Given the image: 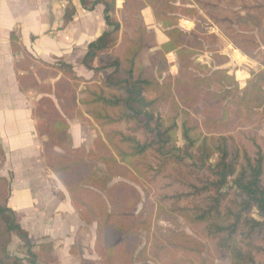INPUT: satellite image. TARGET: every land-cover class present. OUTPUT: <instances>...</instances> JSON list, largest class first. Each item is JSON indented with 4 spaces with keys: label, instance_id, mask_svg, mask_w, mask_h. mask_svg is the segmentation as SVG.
Instances as JSON below:
<instances>
[{
    "label": "trees",
    "instance_id": "1",
    "mask_svg": "<svg viewBox=\"0 0 264 264\" xmlns=\"http://www.w3.org/2000/svg\"><path fill=\"white\" fill-rule=\"evenodd\" d=\"M81 2L88 9L104 5L106 29L78 58L91 78L63 59L36 60L15 32L11 42L23 54L16 69L29 71L18 74L21 89L42 93L32 110L45 164L82 223H95L101 264H207L202 240L212 251L226 250L231 264H264V137L254 132L264 119V71L240 90L229 70L196 57L205 49L197 24L192 30L179 25L182 18L206 16L237 48L264 61L255 21L234 11L245 6L262 19L264 0H126L123 8L117 0ZM146 7L167 43L159 44L146 24ZM73 13L71 6L67 19ZM167 50L176 51V75ZM59 73L54 83L45 82ZM69 120L96 132L88 149L73 146ZM195 154L211 162L199 164ZM4 158L0 144V163ZM9 200L10 181L0 176V264L57 263L53 242L31 237ZM158 215L181 218L194 235L155 232ZM139 230L145 241L132 235ZM13 236L25 256L10 253ZM82 250L77 235L70 253Z\"/></svg>",
    "mask_w": 264,
    "mask_h": 264
},
{
    "label": "crops",
    "instance_id": "2",
    "mask_svg": "<svg viewBox=\"0 0 264 264\" xmlns=\"http://www.w3.org/2000/svg\"><path fill=\"white\" fill-rule=\"evenodd\" d=\"M125 4L126 0H117L118 8H123ZM71 6L74 13L71 19H67V10ZM103 10V4L88 9L82 5L81 0H0V144L5 152L4 162L0 163V176L10 181L9 205L17 220L34 239L44 238L53 242L58 262L60 245V249H67L73 255L70 249L83 223L62 183L63 199L55 203L53 197L36 194L31 187L35 182L32 177L39 166L36 162L52 172L42 156L44 137L37 134L38 122L32 110L42 93L34 88L26 91L21 89L18 74L29 71L16 69V62L23 58V54L13 51L12 34L15 32L18 35L20 42L36 60L54 64L57 59H63L74 66L79 76L89 79L93 72L79 64L78 58L86 53L88 44L106 29ZM142 15L150 30L155 33L154 28L161 30L150 7L144 8ZM187 22L180 20L179 25L185 30H191L184 24ZM161 33L164 35L162 38L156 33L157 41L164 44L169 39L163 31ZM170 52L173 54L174 51ZM50 70L46 68V71ZM60 76L61 73L47 78L45 82L54 83ZM71 121L69 131L75 147L76 138L71 130ZM18 185L25 186V190L18 192L22 196H15V187ZM43 201L48 206L49 203L56 205L53 214L36 212V206H41ZM37 229L41 233L33 235L32 230L37 232ZM19 243V239L13 236L10 245L15 247ZM9 251L13 252L10 247ZM19 256L24 255L19 253Z\"/></svg>",
    "mask_w": 264,
    "mask_h": 264
},
{
    "label": "rangeland",
    "instance_id": "3",
    "mask_svg": "<svg viewBox=\"0 0 264 264\" xmlns=\"http://www.w3.org/2000/svg\"><path fill=\"white\" fill-rule=\"evenodd\" d=\"M236 16L241 15L243 21L249 23L255 21L256 27L254 26V32L257 36V39L260 43V51L264 52V17L259 19L253 11L246 8L245 6L237 7L234 9ZM182 20H187V23H184L186 26L188 25L191 30L196 27L199 32H202L204 42H205V49L199 51L196 55L198 60L202 63H207L213 67H219L229 70V73L234 75L239 83L240 90H243L246 85L247 81L252 77L253 73H257L259 71H264V61L260 59V55L256 53H248L239 48H237L232 41L224 35L216 26L215 22L204 16L202 19H189V18H182ZM191 22V23H189ZM181 23V22H180ZM156 30V33L164 36L161 32L162 30ZM167 43V42H166ZM165 44V43H164ZM153 50H149L147 55L152 53ZM169 61L171 62V72L176 75L178 72V62H177V55L176 51L173 54L170 51H166ZM110 70H105L103 72V77L109 72ZM195 119H199L200 116L198 113L193 114ZM197 121V120H195ZM72 124L71 130L73 131V135L76 138L74 143L75 147L81 148H89L91 145L96 132L91 130L87 125L78 120H72L70 122ZM254 132L257 133L259 136L264 137V119L262 122L254 128ZM178 144L181 146L183 145V140L179 139ZM204 158H200L197 154H195L194 160L201 164ZM207 162V159H204ZM39 166L35 170V175L32 177L34 178L35 182L32 184V188L36 194H42L43 197L50 196L53 197V202H57L58 200H62L64 193L61 190V182L50 172L47 171L46 167H41V163L36 162ZM95 168L99 169L100 171L104 170V165L97 160L93 161ZM119 179H114L113 182H117ZM17 185V184H16ZM25 186L15 187V196H22L18 194L19 191L25 190ZM24 188V189H23ZM34 193V194H35ZM144 195V194H143ZM144 197V196H143ZM19 198V197H18ZM145 199V197L143 198ZM46 201L41 202V206H36V212H45L53 214V210L56 208L55 204L49 203L48 206L45 205ZM14 204V203H13ZM48 206V207H47ZM144 201L139 205L138 208H143ZM254 216H257L256 211H254ZM77 224V221L75 222ZM153 228L155 232H166L168 228L175 229L177 231L181 230L185 233L190 235H194L193 230L191 227L184 222L181 218L170 219L168 216L158 215L155 220V224H153ZM78 230L77 234L81 241L82 246V255H70L67 249H60L61 245L58 246V255L60 258V262L55 264H89L88 261L94 262V264H101V256L97 251L96 247V225H86L83 224ZM140 231V232H139ZM132 235L138 236L145 241V235L143 231L139 230ZM41 233V230L37 229V232H33V235H38ZM19 245L12 247L10 245V250H12V254H16L19 256V253L25 256L26 249L23 246V243L19 240ZM205 244L206 249L202 253V257L206 258L207 264H231L230 254L224 249H218L217 251H212L208 249L206 241L202 240ZM14 244H16L14 242ZM141 247V245H140ZM196 264H204L198 262Z\"/></svg>",
    "mask_w": 264,
    "mask_h": 264
}]
</instances>
